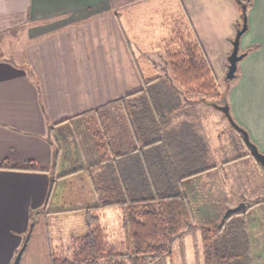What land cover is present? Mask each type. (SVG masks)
Instances as JSON below:
<instances>
[{
  "label": "crops",
  "instance_id": "1",
  "mask_svg": "<svg viewBox=\"0 0 264 264\" xmlns=\"http://www.w3.org/2000/svg\"><path fill=\"white\" fill-rule=\"evenodd\" d=\"M155 2L25 0L21 10L17 0H0V37L22 32L23 43L18 60L0 56V164L9 160L17 166L0 167V264H11L33 218L34 226L40 215L80 210L98 202L90 175L91 165L100 159L98 142L102 143L105 159H122L134 149L138 156L149 155L153 146L159 144L153 141L152 134L160 137L162 129L171 157L175 156V143L180 141L187 152L186 160L191 161L193 153L200 168L209 166L203 163L214 161L208 141V119L198 116V109H205L207 114L208 109L217 113L216 126L224 128V123H230L218 108H203L201 104L208 105L203 101L187 103L181 88L172 90L178 96V105L159 108L154 100L149 108L120 106L125 98L148 91L145 80L155 83L167 74L162 75L157 63L150 59L154 50L163 51V43L170 35L160 18L155 20L156 30L152 27V16L147 20V9L156 10ZM167 2L173 3L177 16L184 11L186 16L195 18L194 29L204 42L184 20L183 23L204 53L213 42L212 35L205 32L217 18L219 26L227 28L222 32L224 52L230 54L228 40L234 33L236 20L234 0ZM3 16L10 21L4 23ZM246 16L247 29L239 42L246 55L238 62L240 70L226 101L232 118L264 153V0H251ZM145 25L149 27L147 33ZM143 34L145 39L141 38ZM158 90L152 96L155 99ZM83 120L88 124L82 125ZM96 122L98 129L88 128ZM149 124L154 129L152 134ZM85 133L90 134L92 146L86 143ZM219 136L220 132L218 139ZM56 148L59 155L53 166ZM27 161H32L35 169L24 168ZM245 165L247 169L243 168ZM257 165L261 164L235 129V201L250 189L254 180L250 173ZM213 166V170L217 168L216 163ZM261 169L264 174V167ZM186 170H192L190 162ZM73 179L83 189H89L91 196L86 201L60 197L68 191L66 185ZM256 207L251 208L250 218V210L246 213L252 259L264 257V222H260L257 212L255 216ZM32 229L19 264H50V253L54 252L51 239L49 236L45 239L41 228L31 240ZM46 230L49 231L48 227ZM253 264L257 263L253 260Z\"/></svg>",
  "mask_w": 264,
  "mask_h": 264
},
{
  "label": "trees",
  "instance_id": "2",
  "mask_svg": "<svg viewBox=\"0 0 264 264\" xmlns=\"http://www.w3.org/2000/svg\"><path fill=\"white\" fill-rule=\"evenodd\" d=\"M234 1L243 17L251 0ZM177 20L163 43L173 80L183 90L188 103L225 104L226 98L218 90L201 44L191 36L183 20L179 17ZM151 82L144 81L148 85ZM147 126L152 134L153 127ZM163 133L161 129L160 137H155V132L152 134V140L159 144L153 146V153L149 155L138 156L134 149L122 159L109 160L104 158L102 143H97L100 159L91 165L90 175L98 202L85 208L87 230L71 236V254L64 257L51 251L50 264H162L171 256L173 241L194 217L183 182L213 166L198 167L193 153L192 160H186L187 152L180 141L175 143V156L171 157L168 139ZM58 155L56 148L53 166L57 164ZM189 162L190 171L186 170ZM0 167L17 166L4 160ZM24 168L35 169V165L27 161ZM52 186L51 182L47 200ZM111 207L122 213L126 242L120 245L108 241V233L98 214V210ZM242 212L221 218L213 228L201 227L203 264H253L247 222Z\"/></svg>",
  "mask_w": 264,
  "mask_h": 264
},
{
  "label": "rangeland",
  "instance_id": "3",
  "mask_svg": "<svg viewBox=\"0 0 264 264\" xmlns=\"http://www.w3.org/2000/svg\"><path fill=\"white\" fill-rule=\"evenodd\" d=\"M17 2V5L20 6L22 10V7L25 6V0H17ZM148 2L149 1L146 3ZM155 3V8L157 6L156 10H153L154 8L147 9V20L150 21L152 16V27L154 30H156L155 20L160 18V20L163 21V24L167 26L168 30L171 32L175 23L177 24L175 21L179 17L184 20V23L186 22V24L190 26L192 33H194L193 30L195 31V29L193 24L195 25L196 23L195 18L191 15L186 16L184 11L177 16L173 10V3L167 2V0H164L163 2L156 0ZM234 5L235 18L237 21L235 20L234 33L228 40L229 53L233 47L232 40L235 36L236 29L239 28L238 25H240V27L242 26V14L236 4ZM163 6L167 8L166 11L163 10ZM19 12L22 13V11ZM173 14L176 16H173ZM213 15L214 14L211 13V18ZM9 21V18H5L3 16L4 23H8ZM141 25H143V23H141ZM144 28V33H147V30L149 31V27L147 29L145 25ZM224 30H227V28L225 26H219L218 19L215 18V20H213V25L210 26L207 32H205L206 35L210 34L213 37V42L211 45H207V48L205 49L207 54H205L209 59L213 75L217 82L218 90L221 92L223 97L229 99L231 86L234 84L236 79L235 77L233 79L226 78L228 53L224 52L225 43L223 42L222 34ZM20 33H8L7 35H1L0 56H10L18 60L17 54L22 52L23 46L22 32ZM197 35L199 39L204 42V38H202L200 34ZM141 38L145 39V35L143 34ZM193 38L197 40L195 36ZM161 52L163 51L154 50V52L150 54V59H153L157 63L158 71L162 75L164 73L167 74L165 76L163 75L160 81L149 84L147 92L141 93L137 96L133 95V97L125 98L124 101L121 102L120 106L123 108H149L150 102H154V100L157 101L159 108H165L164 105L167 107L174 104L178 105V102H176L178 100V96L172 90H179L180 87L174 82L173 78L170 77L167 70L168 67L166 68L167 63L165 55ZM243 52L244 50H242L239 45V53ZM136 54L137 59L140 62L141 60L139 54ZM238 62L240 63V61ZM140 67L142 69L144 68L142 64H140ZM239 70L240 68L238 67V70H236V76L237 73H239ZM157 89H160V91L158 90V92H156L159 93V96L155 99L152 96ZM215 105L216 104L208 103L207 107H204L202 104L200 106L203 108H216ZM208 112L209 113L207 114V112L205 113V109H198V116L202 115V117H206L208 119V141L211 147V152L215 156H213L214 161L209 160L203 163V165L213 166V163H216L217 168L214 170L210 168L206 170L207 172L204 175H201L198 178H192V180L184 181V189L194 217L184 226L180 235L175 238L171 248V256L166 257L162 264H203L201 227L208 226L213 228L221 221L223 213L228 207L236 206L240 202L245 203V207L241 210L243 211L242 214L245 217V220L248 214L250 218V215L252 214L251 208L254 209L257 206L255 209V216L257 212V216H259L258 218L261 220L260 222H264V220H262L264 218V174L261 173L262 166L257 165L256 167H252L253 170L250 173V178L252 180L254 179L253 183L250 185V189H248V191L240 194V200L235 201V129L230 127L231 125H228V123H224V128L221 127V125L217 127L216 121L218 119H216V117L219 115L210 109H208ZM87 117L88 115H85V118ZM84 124L88 123L83 120L82 125ZM98 126V122H96L93 124L91 123L88 128L96 130L98 129ZM219 132L220 136L218 139L217 133ZM83 137L86 143L91 145L90 134L88 135V133H85ZM216 157H218V160ZM247 167L248 166L245 165L243 168L247 169ZM77 179L69 181L66 185L68 186V191L61 193L60 197H63L64 200L70 199L72 201H86L87 197L91 196L89 189H83V187H81L83 185H81V183L78 182L79 179ZM75 187H77V189ZM247 210L250 211L248 212ZM247 212L248 214H246ZM98 214L100 215L101 222L105 226L108 233V241L118 245L125 243L126 233L125 229L122 227L123 220L120 210L111 207L108 209L98 210ZM233 214L235 216V213ZM39 217L40 221L33 226L31 240L34 236L41 232L42 228L45 239L49 236L53 243L54 253L64 257H68L71 254V236L83 234L87 230L85 208L75 211L62 210L59 213L43 214ZM46 227H48L49 231L46 230ZM253 260L257 264H264V257L262 256L253 257Z\"/></svg>",
  "mask_w": 264,
  "mask_h": 264
},
{
  "label": "water",
  "instance_id": "4",
  "mask_svg": "<svg viewBox=\"0 0 264 264\" xmlns=\"http://www.w3.org/2000/svg\"><path fill=\"white\" fill-rule=\"evenodd\" d=\"M246 29H247V16H246V14H244L242 17V26L236 30V34L232 40L233 47H232L230 54L228 55V65H227V72H226V78L227 79H233L234 77H236V70H237V66H238V61L241 60L246 55V52L239 53L240 37L246 31ZM215 107L223 112V114L226 116L227 120L229 121L230 125L232 127H234L241 134V136H242L245 144L249 148V151L252 154V156L257 160V162H259V164H261L264 167V153L261 152L258 149L257 145L250 140L247 131L244 128H242L241 126H239L235 122V120L232 118V116L229 112L228 103L226 102L223 105H215ZM244 207H245L244 202H240L236 206H233V207H228L224 211L222 219H224L227 215L241 211ZM34 222H35V220L33 218L31 223H30L29 231L27 232V234L23 240L22 245L17 250L11 264H19L20 263L22 253H23V251L27 245V241H28V238L30 235V231H31V228L33 227Z\"/></svg>",
  "mask_w": 264,
  "mask_h": 264
}]
</instances>
